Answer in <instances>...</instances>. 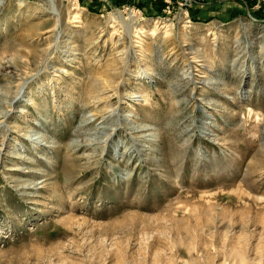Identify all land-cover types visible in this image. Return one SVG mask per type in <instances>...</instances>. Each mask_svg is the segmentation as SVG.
I'll list each match as a JSON object with an SVG mask.
<instances>
[{
    "label": "rangeland",
    "instance_id": "obj_1",
    "mask_svg": "<svg viewBox=\"0 0 264 264\" xmlns=\"http://www.w3.org/2000/svg\"><path fill=\"white\" fill-rule=\"evenodd\" d=\"M52 5L0 0V264H264V0Z\"/></svg>",
    "mask_w": 264,
    "mask_h": 264
},
{
    "label": "bare ground",
    "instance_id": "obj_2",
    "mask_svg": "<svg viewBox=\"0 0 264 264\" xmlns=\"http://www.w3.org/2000/svg\"><path fill=\"white\" fill-rule=\"evenodd\" d=\"M49 2H50V5H52L53 4V2H54V0H48ZM52 6H54V5H52ZM55 8V7H54ZM58 12V11H57ZM74 17L75 18H77L78 17V15H76V14H74ZM111 17V16H110ZM115 19H119L120 20V22H124V18H123V15H121V14H118L117 16H115L114 17ZM107 19V18H106ZM113 19V18H112Z\"/></svg>",
    "mask_w": 264,
    "mask_h": 264
},
{
    "label": "crops",
    "instance_id": "obj_3",
    "mask_svg": "<svg viewBox=\"0 0 264 264\" xmlns=\"http://www.w3.org/2000/svg\"><path fill=\"white\" fill-rule=\"evenodd\" d=\"M101 1V0H100Z\"/></svg>",
    "mask_w": 264,
    "mask_h": 264
}]
</instances>
